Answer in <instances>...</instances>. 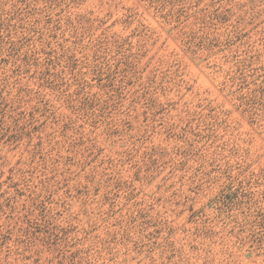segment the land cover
I'll list each match as a JSON object with an SVG mask.
<instances>
[{
  "label": "rangeland",
  "instance_id": "obj_1",
  "mask_svg": "<svg viewBox=\"0 0 264 264\" xmlns=\"http://www.w3.org/2000/svg\"><path fill=\"white\" fill-rule=\"evenodd\" d=\"M0 264H264V0H0Z\"/></svg>",
  "mask_w": 264,
  "mask_h": 264
}]
</instances>
